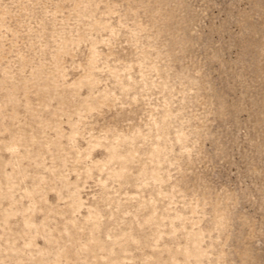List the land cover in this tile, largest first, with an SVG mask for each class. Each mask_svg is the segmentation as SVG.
<instances>
[{
  "label": "rangeland",
  "instance_id": "rangeland-1",
  "mask_svg": "<svg viewBox=\"0 0 264 264\" xmlns=\"http://www.w3.org/2000/svg\"><path fill=\"white\" fill-rule=\"evenodd\" d=\"M0 264H264V0H0Z\"/></svg>",
  "mask_w": 264,
  "mask_h": 264
}]
</instances>
